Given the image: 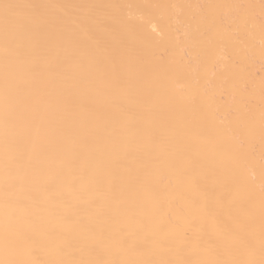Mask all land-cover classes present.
<instances>
[{
  "label": "bare ground",
  "instance_id": "6f19581e",
  "mask_svg": "<svg viewBox=\"0 0 264 264\" xmlns=\"http://www.w3.org/2000/svg\"><path fill=\"white\" fill-rule=\"evenodd\" d=\"M0 264H264V0H0Z\"/></svg>",
  "mask_w": 264,
  "mask_h": 264
}]
</instances>
